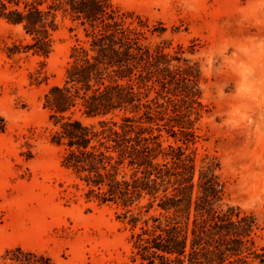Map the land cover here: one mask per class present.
I'll return each instance as SVG.
<instances>
[{"label": "rangeland", "instance_id": "rangeland-1", "mask_svg": "<svg viewBox=\"0 0 264 264\" xmlns=\"http://www.w3.org/2000/svg\"><path fill=\"white\" fill-rule=\"evenodd\" d=\"M109 1L146 23L144 43L178 57L173 66L198 67L202 108L186 151L195 158L194 197L202 192L200 171L211 169L213 208L253 216L254 249L264 256V0ZM57 22L44 57L24 51L29 39L0 19V264L15 248L51 264H140L132 260L130 237L150 228L152 217L167 215L159 200L147 211L145 197L130 213L87 200L61 166V148L50 143L43 97L63 84L71 49L87 46L90 32L68 16L59 14ZM161 134L164 147H184L180 136ZM194 213L192 207L189 216ZM130 216L137 217L135 227Z\"/></svg>", "mask_w": 264, "mask_h": 264}, {"label": "trees", "instance_id": "trees-1", "mask_svg": "<svg viewBox=\"0 0 264 264\" xmlns=\"http://www.w3.org/2000/svg\"><path fill=\"white\" fill-rule=\"evenodd\" d=\"M59 14L90 29L87 46L71 49L63 84L43 97L50 143L62 150L61 166L81 184L87 200L130 213L147 197V211L158 199L157 207L167 214L152 217L150 228L131 235L132 260L251 264L258 259L263 264L264 256L254 249L256 219L241 216L237 208L223 213L213 208L211 169L200 171L202 192L194 197L195 158L186 151L194 144L202 108L198 67L173 66L178 57L144 43L146 23L109 0H0V19L29 39L23 50L44 57L52 51ZM157 29L152 32L163 31ZM162 131L180 136L185 148L164 147ZM137 221L130 216L128 223L135 227ZM2 258L5 264H51L48 257L20 248Z\"/></svg>", "mask_w": 264, "mask_h": 264}]
</instances>
